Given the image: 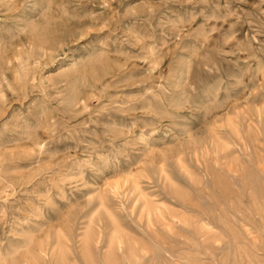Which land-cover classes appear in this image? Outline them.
Wrapping results in <instances>:
<instances>
[{"label": "rangeland", "instance_id": "1", "mask_svg": "<svg viewBox=\"0 0 264 264\" xmlns=\"http://www.w3.org/2000/svg\"><path fill=\"white\" fill-rule=\"evenodd\" d=\"M0 264H264V0H0Z\"/></svg>", "mask_w": 264, "mask_h": 264}]
</instances>
